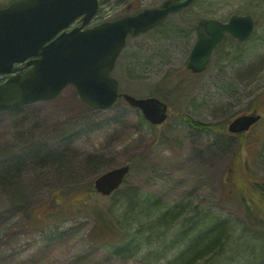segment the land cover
I'll list each match as a JSON object with an SVG mask.
<instances>
[{"label": "rangeland", "instance_id": "1", "mask_svg": "<svg viewBox=\"0 0 264 264\" xmlns=\"http://www.w3.org/2000/svg\"><path fill=\"white\" fill-rule=\"evenodd\" d=\"M162 1L102 0L89 25ZM232 14L251 15L253 34L227 35L206 70L191 73L187 58L203 21ZM112 75L120 92L137 97L159 86L166 120L151 125L123 98L92 108L71 85L54 99L0 112V264H264V205L245 185L264 182V0H194L157 29L128 37ZM251 111L259 122L227 133L229 120ZM128 162L117 193L89 191L98 174ZM77 200L87 202L83 209L50 214ZM97 206L112 229L99 240ZM217 220L227 226L222 247L193 257L191 237Z\"/></svg>", "mask_w": 264, "mask_h": 264}, {"label": "water", "instance_id": "2", "mask_svg": "<svg viewBox=\"0 0 264 264\" xmlns=\"http://www.w3.org/2000/svg\"><path fill=\"white\" fill-rule=\"evenodd\" d=\"M193 1L164 0L159 7L86 27L98 11L99 0H13L0 7V73L9 74L0 83V112L53 99L68 85L88 105L112 107L120 94L111 71L127 35L137 36L158 27L169 14ZM77 18L81 24L67 29ZM254 26L249 14H232L225 22L206 19L188 55L187 68L202 72L227 32L243 41ZM23 62L28 65L25 71L11 73L15 64ZM121 96L152 124L167 117V104L157 97L126 92ZM260 118L259 113L241 114L228 123L227 130L245 132ZM129 171L128 163L109 168L94 178L93 188L101 195H110Z\"/></svg>", "mask_w": 264, "mask_h": 264}, {"label": "trees", "instance_id": "3", "mask_svg": "<svg viewBox=\"0 0 264 264\" xmlns=\"http://www.w3.org/2000/svg\"><path fill=\"white\" fill-rule=\"evenodd\" d=\"M200 29V28H199ZM20 69V71H22V67H17L15 68V70H18ZM177 86L178 84L176 83L174 86H172V90L170 91H175L177 89ZM165 94L167 93H163L161 92V89L159 86H156L153 90V92L150 94V95H155V96H158L160 97L161 99H165ZM189 121V125L193 128H196V129H207L208 127L200 122H196V121H191L190 119H188ZM216 128L218 129V131H226L225 129V125H223L222 123L220 124H217L216 125ZM239 135H242V134H239ZM237 135V136H239ZM237 161H238V156L235 157V162L237 164ZM130 165H132L131 162H128ZM235 168V165L233 164V166ZM232 169H228V171H230ZM131 171V170H130ZM245 185H246V189L247 191L253 195L260 203H262L264 205V182H260L258 180H251L250 179V182H247L245 181ZM89 191L91 193H94V189L93 188H89ZM67 192V191H65ZM118 190H116L114 193H117ZM113 193V194H114ZM240 196H243V194L240 193ZM53 197H51L50 199L52 200ZM78 201V200H77ZM76 201V202H77ZM255 200V202L257 204L260 205V203ZM87 204L86 201H78L77 204L74 205V208L73 209H70L69 207H58L57 206V209H58V212L57 213H54V212H51L50 214L52 215H58L61 216L62 214H66L68 213L69 211H75V210H80V209H83L84 206ZM245 211H244V214L246 216V219L248 221H250L251 218H254L255 216L252 215V208L249 206V203H245ZM253 207H256L255 205H253ZM133 207L132 206H129L128 208H126V214H130V209H132ZM71 211V212H72ZM128 212V213H127ZM94 213H95V216H96V219H97V229L95 230L94 232V237L96 238V240H99L100 237L104 236L105 234L109 235L111 234V226L108 224V221L106 220L105 216H104V212L103 210H100V208L97 206V207H94ZM194 226H196L194 224ZM226 222L224 220H217L216 222L214 223H208V225H205L203 227V229H200L198 230V232L193 236L191 237L189 243H188V248L187 250H190L188 252H195L193 254V257H203L205 255H208V254H211V253H214L216 252L218 249H220L224 243V236H225V233H226ZM249 230V229H248ZM102 239V238H100ZM130 243H125L123 245H120L121 248H124V246H129ZM119 247V248H120ZM119 250V249H118ZM119 252V251H118ZM213 258L217 259L220 254L219 253H215V255L213 254Z\"/></svg>", "mask_w": 264, "mask_h": 264}, {"label": "flooded vegetation", "instance_id": "4", "mask_svg": "<svg viewBox=\"0 0 264 264\" xmlns=\"http://www.w3.org/2000/svg\"><path fill=\"white\" fill-rule=\"evenodd\" d=\"M127 9H129V6H127Z\"/></svg>", "mask_w": 264, "mask_h": 264}]
</instances>
